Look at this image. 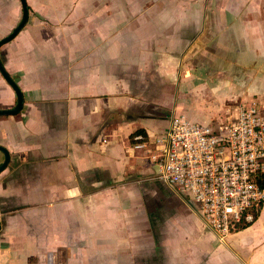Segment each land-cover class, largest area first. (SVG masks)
<instances>
[{
	"label": "crops",
	"instance_id": "obj_1",
	"mask_svg": "<svg viewBox=\"0 0 264 264\" xmlns=\"http://www.w3.org/2000/svg\"><path fill=\"white\" fill-rule=\"evenodd\" d=\"M148 1L27 0V26L1 49L25 104L0 117L11 155L0 174V264H138L147 247L136 233L154 204L182 216L171 223L187 246L183 264H264V206L222 242L196 204L157 179L150 146L137 148L174 116L206 125L234 116L219 119L235 98L264 106V16L234 33L204 28L211 14L200 8L154 14ZM237 39L241 56L229 60L226 41ZM3 86L0 107L13 108L16 94Z\"/></svg>",
	"mask_w": 264,
	"mask_h": 264
},
{
	"label": "built area",
	"instance_id": "obj_2",
	"mask_svg": "<svg viewBox=\"0 0 264 264\" xmlns=\"http://www.w3.org/2000/svg\"><path fill=\"white\" fill-rule=\"evenodd\" d=\"M148 146L157 179L196 204L220 241L256 221L264 206V106L259 102L242 104L236 115L206 125L174 116L164 135L137 148ZM3 215L0 203V232Z\"/></svg>",
	"mask_w": 264,
	"mask_h": 264
},
{
	"label": "rangeland",
	"instance_id": "obj_3",
	"mask_svg": "<svg viewBox=\"0 0 264 264\" xmlns=\"http://www.w3.org/2000/svg\"><path fill=\"white\" fill-rule=\"evenodd\" d=\"M149 3L150 4H148V6L144 5V8L146 10L152 9L154 14H191L193 10L200 8L201 14H211L210 19L207 17L204 18L205 22L209 20L208 25H203L204 28L206 26L216 27V30H219L218 28L229 30L230 28L231 32L234 30V33L239 29V27H241V24L244 21L248 25L252 24V26H255L259 17H262V15L264 16V0H249L248 4L245 5L241 2H237L234 6H232V3L226 4L224 0H195V3L194 0H154V2ZM226 5H229L228 9L232 10L233 13L222 12V9L226 8ZM226 14L228 17L230 14H233L237 18H228ZM21 18L22 9L19 0H0V40L8 36L12 30L16 28L21 21ZM217 32V37L222 35L221 31ZM237 41H234V43H230L228 40L226 41L227 59L229 60H239V55L241 56L239 51L241 49V43L239 42V39H237ZM232 74V79H239V75L237 73ZM3 82L4 80L0 75V94L4 89ZM217 99L221 101L220 96ZM244 100L246 99L235 98L233 101L225 103L224 110L219 115V119L224 120L229 112V114L233 112L232 114L236 115V109ZM213 103H215V101ZM3 108L5 107H0V109ZM167 186L172 190V192H174L175 195L181 196L185 199V201L187 200V198L180 195L181 193H179L176 189L169 185ZM169 196L171 198V195ZM169 202L171 204L172 201L170 200ZM159 207L160 206L158 204H154L153 211L151 213L147 212L146 227L141 228V226H138V231L136 233L139 236L138 245L147 247L144 253L138 254V264H143L145 260H151L152 264H159L161 257L167 258V264H183L184 259L180 257L179 252L182 253L185 251L187 246L183 243L182 229L172 226L173 224L171 223V220H177V218L180 219L182 216L177 210H169L166 212L165 207ZM169 209H171L170 206ZM197 213L201 216L199 211ZM166 218L168 219V223L164 224ZM166 224H168V227L165 226Z\"/></svg>",
	"mask_w": 264,
	"mask_h": 264
},
{
	"label": "water",
	"instance_id": "obj_4",
	"mask_svg": "<svg viewBox=\"0 0 264 264\" xmlns=\"http://www.w3.org/2000/svg\"><path fill=\"white\" fill-rule=\"evenodd\" d=\"M19 1L21 4V7H22L21 21L16 26V28H14L12 30V32L8 36H6L0 40V75L5 80V82L10 86V88L14 91V93L16 94L17 100H16V104L13 108L0 109V117L16 116V115L20 114L23 111L24 104H25L24 94H23L22 90L19 87V85L17 84V82L12 78V76L6 70V68L3 64V61H2V56H1L2 47L4 45L12 42L23 31V29L27 26L28 21H29L30 8L28 5V2H27V0H19ZM0 153H2L4 155V161L0 165V174H1L2 172H4L8 168V166L11 162V155H10L9 151L1 145H0Z\"/></svg>",
	"mask_w": 264,
	"mask_h": 264
},
{
	"label": "trees",
	"instance_id": "obj_5",
	"mask_svg": "<svg viewBox=\"0 0 264 264\" xmlns=\"http://www.w3.org/2000/svg\"><path fill=\"white\" fill-rule=\"evenodd\" d=\"M139 134H141V132H138L137 134H135L134 137L137 136V135H139ZM144 136H146V135L144 134ZM134 137H133V138H134ZM258 216H259V215H258ZM257 218H258V217H257ZM248 226H250V225H248ZM248 226H244L243 228L245 229V228H247ZM241 228H242V227H241Z\"/></svg>",
	"mask_w": 264,
	"mask_h": 264
}]
</instances>
